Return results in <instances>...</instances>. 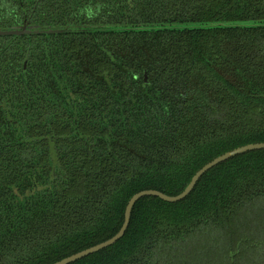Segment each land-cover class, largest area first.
<instances>
[{
	"label": "trees",
	"instance_id": "trees-1",
	"mask_svg": "<svg viewBox=\"0 0 264 264\" xmlns=\"http://www.w3.org/2000/svg\"><path fill=\"white\" fill-rule=\"evenodd\" d=\"M25 13L79 30L0 37V264L102 242L134 193L264 141V0H0V27ZM254 231L264 149L140 198L70 264H264Z\"/></svg>",
	"mask_w": 264,
	"mask_h": 264
},
{
	"label": "water",
	"instance_id": "water-1",
	"mask_svg": "<svg viewBox=\"0 0 264 264\" xmlns=\"http://www.w3.org/2000/svg\"><path fill=\"white\" fill-rule=\"evenodd\" d=\"M79 29H73L71 27H48V28H40L37 25H32V26H27V25H21V26H16L10 29H0V35H19V34H30V33H35V34H54V33H68V32H73V31H78ZM145 79L146 76H145ZM264 149V141L262 142H255V143H248L242 146H238L234 149H231L229 151L224 152L223 154L218 155L217 157L213 158L211 161L207 162L204 164L201 168H199L194 175L192 176L191 180L189 183L186 185V187L178 194L176 195H168L164 192H161L156 189H144L140 190L136 193H134L129 200L127 201V204L125 206L124 210V218L123 222L119 228V230L110 238L99 242L95 245H92L90 247H87L85 249H82L78 252H75L69 256H66L56 262H53L51 264H70L72 262H75L78 259H81L89 254H92L94 252H97L103 248H106L112 244H114L117 240H119L125 233L129 221H130V215L132 208L134 204L142 197L145 196H154L158 197L163 201L166 202H177L182 199H184L195 187L196 183L199 181V179L202 177V175L213 168L214 166L218 165L219 163L226 161L227 159H230L238 154L245 153L247 151H252V150H260Z\"/></svg>",
	"mask_w": 264,
	"mask_h": 264
},
{
	"label": "flooded vegetation",
	"instance_id": "flooded-vegetation-1",
	"mask_svg": "<svg viewBox=\"0 0 264 264\" xmlns=\"http://www.w3.org/2000/svg\"><path fill=\"white\" fill-rule=\"evenodd\" d=\"M32 17V15L30 14L28 17L26 16V13L23 15V21L21 22V23H17V24H14L12 27H10V28H13V27H16V26H20V24H22V23H24L25 25H30V24H34V23H32L31 22V18ZM6 28V27H5ZM3 26L2 27H0V29H5ZM10 28H6V29H10ZM31 34V33H30ZM35 34V33H34ZM20 35H23V34H19V35H15V34H12V35H0V37H6V36H13V37H15V36H20ZM25 63V62H24ZM23 63V64H24Z\"/></svg>",
	"mask_w": 264,
	"mask_h": 264
},
{
	"label": "rangeland",
	"instance_id": "rangeland-1",
	"mask_svg": "<svg viewBox=\"0 0 264 264\" xmlns=\"http://www.w3.org/2000/svg\"><path fill=\"white\" fill-rule=\"evenodd\" d=\"M253 234L256 236L258 234V236H261L263 235L264 236V232H261V231H254ZM264 240V239H263Z\"/></svg>",
	"mask_w": 264,
	"mask_h": 264
}]
</instances>
